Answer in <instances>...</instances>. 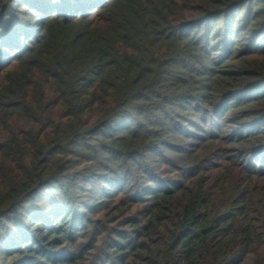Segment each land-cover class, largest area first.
Segmentation results:
<instances>
[{
  "label": "trees",
  "instance_id": "trees-1",
  "mask_svg": "<svg viewBox=\"0 0 264 264\" xmlns=\"http://www.w3.org/2000/svg\"><path fill=\"white\" fill-rule=\"evenodd\" d=\"M0 264H264V0H0Z\"/></svg>",
  "mask_w": 264,
  "mask_h": 264
},
{
  "label": "rangeland",
  "instance_id": "rangeland-1",
  "mask_svg": "<svg viewBox=\"0 0 264 264\" xmlns=\"http://www.w3.org/2000/svg\"><path fill=\"white\" fill-rule=\"evenodd\" d=\"M221 53H222V50H218L216 53L214 52V56H216V57H220L221 56ZM202 126V125H201ZM190 129H192V127L190 128ZM201 133V132H200ZM214 153H216L217 154V152H214ZM218 154H220V153H218ZM165 166V165H164ZM76 205H74V207H75ZM115 226V225H114ZM10 260V259H9Z\"/></svg>",
  "mask_w": 264,
  "mask_h": 264
}]
</instances>
